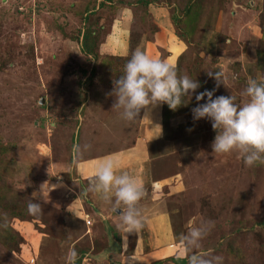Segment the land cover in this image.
I'll use <instances>...</instances> for the list:
<instances>
[{
    "label": "rangeland",
    "instance_id": "obj_1",
    "mask_svg": "<svg viewBox=\"0 0 264 264\" xmlns=\"http://www.w3.org/2000/svg\"><path fill=\"white\" fill-rule=\"evenodd\" d=\"M86 31L102 58L122 60L104 76L91 75ZM263 31L264 0H0V264H64L81 227L60 208L63 198L46 191L59 182L74 188L64 171L78 155L127 148L131 125L111 93L137 47L153 42L159 59L175 56L161 42L172 33L185 47L171 61L178 74L197 79V92L215 89L243 104L248 81L264 83ZM123 40L129 48L114 55L110 48ZM217 71L219 87L208 75ZM185 102L167 125L162 107L161 130H151L162 142L154 178L171 177L161 189L164 212L174 215L178 235L214 222L194 251L223 264H264V164L246 166L238 151L214 153L212 123L193 119L195 94ZM30 201L41 203L40 214L28 213Z\"/></svg>",
    "mask_w": 264,
    "mask_h": 264
},
{
    "label": "clouds",
    "instance_id": "obj_2",
    "mask_svg": "<svg viewBox=\"0 0 264 264\" xmlns=\"http://www.w3.org/2000/svg\"><path fill=\"white\" fill-rule=\"evenodd\" d=\"M208 75L214 77L217 87L223 84V72H208ZM113 83L111 95L116 98L113 109L120 110L126 121H136L141 110L150 105L166 103L176 110L187 104L185 98L195 94L197 107L192 109L193 119H207L212 123L217 132L211 145L214 153L238 151L246 166L264 164V83L250 79L244 91L248 101L238 104L233 95L216 96L215 89L197 92L201 87L197 79L178 74L171 62L152 58L139 47L126 62L123 75ZM47 184L41 185L38 192L41 200ZM88 191L111 204L116 212L122 210L119 217L128 233H139L145 227L146 220L138 206L145 191L138 175L118 172L116 163L105 158L98 164ZM27 211L30 215L40 214L41 203L30 201ZM213 227L214 222L200 220L177 237V242L190 253L187 264H223L220 256L194 251L201 248V241ZM78 255L74 247H69L64 264H77Z\"/></svg>",
    "mask_w": 264,
    "mask_h": 264
},
{
    "label": "crops",
    "instance_id": "obj_3",
    "mask_svg": "<svg viewBox=\"0 0 264 264\" xmlns=\"http://www.w3.org/2000/svg\"><path fill=\"white\" fill-rule=\"evenodd\" d=\"M127 30L130 31L131 28L127 27ZM167 37L170 40L161 42L168 51L177 55H166L164 60L174 62L175 58L176 62L185 47L182 44L179 46L178 41L172 39V33H167ZM126 42L129 40H123L122 45L112 46L110 50L113 53L120 52L123 56L129 48ZM158 43L160 44L159 41ZM154 44L147 42L145 52H150L152 58L159 59ZM177 67L174 66L175 69H178ZM163 104L150 105L148 109L141 110L136 122H124L125 127L127 123L131 125L130 129H127L130 137L127 148L100 156L90 154L88 158H82L81 155L75 157V160L68 164V170L64 171L65 177H73L74 188H70L65 182H59L57 189L50 186V191H46L47 194L57 192V195L63 198L60 208L81 227L78 233L74 232L76 235L73 240L76 241L74 248H78V258L83 259L81 264H175L173 260L184 261L187 256L182 245L177 242L179 235L175 228L177 224L174 215L169 211L164 212L161 189L164 187L163 183L166 184L171 177L154 178L153 163L158 159L162 142L160 138L154 139L157 137L152 135L156 131L151 130L152 125H159L161 128L158 118ZM132 129H136V132ZM105 158H111L116 163L118 172L136 174L141 179L145 195L138 206L145 217L146 225L139 233H128L119 217L122 210L116 212L111 204L88 191L89 182L94 179L98 164ZM88 241L91 243L86 246L80 244Z\"/></svg>",
    "mask_w": 264,
    "mask_h": 264
},
{
    "label": "trees",
    "instance_id": "obj_4",
    "mask_svg": "<svg viewBox=\"0 0 264 264\" xmlns=\"http://www.w3.org/2000/svg\"><path fill=\"white\" fill-rule=\"evenodd\" d=\"M191 10L186 12L187 16H191ZM194 29H190L187 31V34L190 35V33H193ZM264 33V31H263ZM82 49L85 55L89 56L90 58H92L95 62V67L94 69L91 71V75L92 77L94 76H100V75H105L104 73L107 71V73L111 72L112 70H114L113 67H115L117 65L118 62H122V60L120 58H115V57H105L102 58L100 56V54L97 52V47H96V39H94L93 37V33L86 31V33L83 36V43H82ZM130 58L126 59V62L129 60ZM125 62V63H126ZM183 106L179 107L182 108ZM178 108V109H179ZM176 109V110H178ZM176 110H172L168 107V105L166 103L163 104V117H164V121H165V125H167L166 123L169 121L170 118V113L171 112H176ZM167 121V122H166ZM176 264H187L186 261H179V260H173Z\"/></svg>",
    "mask_w": 264,
    "mask_h": 264
}]
</instances>
